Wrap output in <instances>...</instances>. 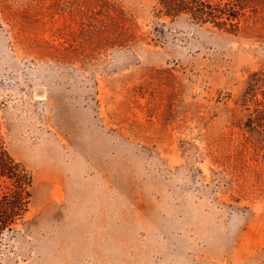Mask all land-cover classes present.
<instances>
[{
    "label": "rangeland",
    "instance_id": "obj_1",
    "mask_svg": "<svg viewBox=\"0 0 264 264\" xmlns=\"http://www.w3.org/2000/svg\"><path fill=\"white\" fill-rule=\"evenodd\" d=\"M245 3L229 32L158 0H0V144L31 176L0 264H264V0Z\"/></svg>",
    "mask_w": 264,
    "mask_h": 264
},
{
    "label": "trees",
    "instance_id": "obj_2",
    "mask_svg": "<svg viewBox=\"0 0 264 264\" xmlns=\"http://www.w3.org/2000/svg\"><path fill=\"white\" fill-rule=\"evenodd\" d=\"M160 11L177 16L182 13L197 23H212L229 32H237L245 0H158ZM10 185L0 191V238L11 231L27 210L31 176L0 144V179Z\"/></svg>",
    "mask_w": 264,
    "mask_h": 264
}]
</instances>
